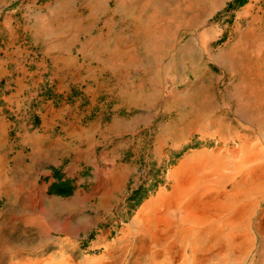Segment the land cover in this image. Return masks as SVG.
Wrapping results in <instances>:
<instances>
[{"label":"rangeland","instance_id":"rangeland-1","mask_svg":"<svg viewBox=\"0 0 264 264\" xmlns=\"http://www.w3.org/2000/svg\"><path fill=\"white\" fill-rule=\"evenodd\" d=\"M164 1L0 0V264H264V0Z\"/></svg>","mask_w":264,"mask_h":264},{"label":"crops","instance_id":"crops-1","mask_svg":"<svg viewBox=\"0 0 264 264\" xmlns=\"http://www.w3.org/2000/svg\"><path fill=\"white\" fill-rule=\"evenodd\" d=\"M142 1H144V4H145V6L147 5V0H142ZM171 1L172 0H169L168 2H167V0H165L164 1V3L162 4V5H164V6H167L168 7V5H170V4H172L171 3ZM209 2H211V4H212V8H213V10L214 9H218L217 7H216V5H218V2H220L221 4H223V5H221L220 7H224L225 5H226V2H225V0H208ZM226 1H229V0H226ZM202 0H199V6H201L202 5ZM175 3L176 4H172V6L173 5H176L177 6V4H179V5H182L183 4V2L182 3H180V1H175ZM196 3H197V1H196ZM206 6H208V7H210L209 5H208V2H207V0H206ZM215 5V6H214ZM219 7V8H220ZM205 9H208V8H205ZM9 125V122H8V119H7V114H5L4 112H3V109L0 107V131L1 132H3L4 130L6 131L7 129H6V127Z\"/></svg>","mask_w":264,"mask_h":264},{"label":"trees","instance_id":"trees-1","mask_svg":"<svg viewBox=\"0 0 264 264\" xmlns=\"http://www.w3.org/2000/svg\"><path fill=\"white\" fill-rule=\"evenodd\" d=\"M244 2H246V0H232L230 1L229 6L233 7V6L243 5ZM49 189L50 192L51 190H53L55 193H58L60 195H67L73 191V185L71 184V182L51 183Z\"/></svg>","mask_w":264,"mask_h":264}]
</instances>
